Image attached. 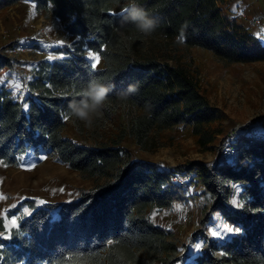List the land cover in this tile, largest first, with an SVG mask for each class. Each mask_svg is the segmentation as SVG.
Segmentation results:
<instances>
[{"label":"trees","instance_id":"1","mask_svg":"<svg viewBox=\"0 0 264 264\" xmlns=\"http://www.w3.org/2000/svg\"><path fill=\"white\" fill-rule=\"evenodd\" d=\"M22 0H0V12ZM49 12L76 39L65 56L41 61L27 84L28 95L18 101L0 87V162L9 165L31 153L55 156L84 179H106L78 200L36 208L19 221L9 238L0 236V264H264V137L252 132L264 117L248 123L242 133L225 135L217 125L226 115L208 102L200 66L191 50L211 53L226 65L264 61V42L229 17V0H137L160 26L148 37L176 40L186 50L174 64L157 59H134L132 44L142 38L131 23H122L112 10L128 0H32ZM90 51L104 67L95 70ZM16 63L0 56V74ZM91 79L113 83L103 112L117 118L116 130L97 144L79 145L64 137L68 105L80 98ZM130 84L139 91L127 101L117 93ZM186 129L199 146L218 142L212 162L191 161L172 170L131 161L121 144L133 139L142 150L161 147L163 133ZM218 137H221L220 140ZM95 142V138L91 136ZM234 156L227 160L225 151ZM187 187L208 197L200 224L205 229L220 215L234 231L224 243L208 242L204 252L190 259L173 241L172 230L154 225L147 211L168 209L185 201ZM239 189L238 204H230ZM0 221V233H5Z\"/></svg>","mask_w":264,"mask_h":264},{"label":"rangeland","instance_id":"2","mask_svg":"<svg viewBox=\"0 0 264 264\" xmlns=\"http://www.w3.org/2000/svg\"><path fill=\"white\" fill-rule=\"evenodd\" d=\"M127 4L120 3L112 13L120 14ZM228 5L229 10L222 8L223 14L237 18L264 42V0H229ZM75 41L65 32L60 21L49 12L38 11L32 0H22L0 12V56L16 63L15 70L0 74V87L4 86L16 100L22 101L28 95L27 84L32 80L36 65L44 60L55 62L62 59L64 49L70 48ZM190 53L199 63L205 97L211 106L226 115L225 120L217 125L225 135L233 130L242 133L248 123L264 117V61L226 65L209 52L191 50ZM131 54L137 60L152 58L174 64L176 60L183 59L186 50L177 39L146 37L132 44ZM85 56L92 66L95 64V70L104 67L100 56L90 51H86ZM73 120H65L63 135L79 145L98 144L117 126V118L108 120L104 112L92 127H85L79 121L73 123ZM251 129L258 137H264V128L260 124L252 125ZM121 148L126 159L154 165L160 171L197 160L209 163L218 155V142L199 146L182 127L163 133L161 147L157 149L142 150L130 138L124 139ZM174 178L173 182L182 188L185 201L176 202L168 209H150L147 216L154 225L172 230V240L181 247V253L193 259L204 252L208 242L224 243L234 235V231L220 215L214 216L203 229L200 218L208 197L201 195L200 188L187 187L183 178L177 177L178 181ZM106 182V179H84L79 172L48 154L31 153L18 158L14 165L0 162V221L6 230L0 236L9 238L19 221L32 213L26 201H32L36 208L74 202L82 191ZM235 190L236 195L230 202L233 208L237 207L240 193L239 189ZM229 228L232 230L228 231Z\"/></svg>","mask_w":264,"mask_h":264},{"label":"clouds","instance_id":"3","mask_svg":"<svg viewBox=\"0 0 264 264\" xmlns=\"http://www.w3.org/2000/svg\"><path fill=\"white\" fill-rule=\"evenodd\" d=\"M122 23H131L135 29L145 37L151 36L160 26L159 21L138 5L137 0H128V4L121 11ZM113 83L100 79H91L80 93L78 100L68 105L69 116L73 123L82 122L85 127H92L94 121L103 116V109L109 94L114 90ZM139 91L138 84H130L125 90L117 93L119 99L127 101L129 96Z\"/></svg>","mask_w":264,"mask_h":264},{"label":"built area","instance_id":"4","mask_svg":"<svg viewBox=\"0 0 264 264\" xmlns=\"http://www.w3.org/2000/svg\"><path fill=\"white\" fill-rule=\"evenodd\" d=\"M257 139L262 140L261 137H258ZM234 153H235V152H234L232 149H227V150L225 151V157H226V158H232V157L234 156ZM174 180L178 181V178L175 177Z\"/></svg>","mask_w":264,"mask_h":264},{"label":"snow or ice","instance_id":"5","mask_svg":"<svg viewBox=\"0 0 264 264\" xmlns=\"http://www.w3.org/2000/svg\"><path fill=\"white\" fill-rule=\"evenodd\" d=\"M95 59H96V61L98 62L99 58L96 57ZM93 66L95 67V64H94ZM227 230H228V231H231L232 229L229 228V229H227Z\"/></svg>","mask_w":264,"mask_h":264}]
</instances>
